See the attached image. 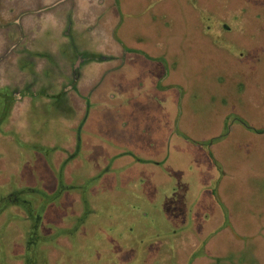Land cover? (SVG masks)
Instances as JSON below:
<instances>
[{
  "label": "rangeland",
  "instance_id": "374dc122",
  "mask_svg": "<svg viewBox=\"0 0 264 264\" xmlns=\"http://www.w3.org/2000/svg\"><path fill=\"white\" fill-rule=\"evenodd\" d=\"M15 44L37 53L20 82ZM73 49L118 60L46 57ZM0 85L7 128L33 142L0 154L18 173L0 180V264H264V0H0ZM215 140L240 165L237 186L214 188L218 218L191 210L217 179L196 146Z\"/></svg>",
  "mask_w": 264,
  "mask_h": 264
},
{
  "label": "crops",
  "instance_id": "0c3cea01",
  "mask_svg": "<svg viewBox=\"0 0 264 264\" xmlns=\"http://www.w3.org/2000/svg\"><path fill=\"white\" fill-rule=\"evenodd\" d=\"M61 1L64 2V1H68V0H61ZM58 52H59V50H57V51L52 50V51H50V53L48 55H46L47 59L51 60L50 65H52V67H55V65L57 66L56 62H61L64 65H66V64L69 65L70 59L78 58L79 56L81 58L84 57V60H83L84 63L89 64V66H87V68L93 64H96V63L110 62V64H111L112 61L118 60V56H116V55H110V57L108 56L106 58V57H104V55L101 52L97 53L96 51H94L96 55H93V53L87 52V51L80 54V52L79 53H77L78 51L76 52V49L75 50L73 49V51H71V55H69V56L66 54L65 55L58 54ZM52 60H54L55 62H53ZM36 61H37V53H36L35 49H31L30 45H24V44L13 45L12 70L14 71V75H13L14 80L16 79L18 82H20L21 77H34V74L36 72V66H35ZM46 63L49 64L48 61H46ZM116 63L117 62H115V64ZM117 65L118 64H116V66ZM80 69H81V67H80ZM78 71H81V70H78ZM219 80H221V83L217 82ZM25 82L26 83H33V82H35V80H26ZM178 82H180V83L182 82L181 78H179ZM214 83L218 84V85H216V87H218L219 91L218 90L215 91V93L213 94L214 96H212V99H215L214 102L219 103L220 104L219 107H221L222 110L224 111L225 109H227V105L229 104L230 99H229V96L227 97V94L225 93L227 89L224 86V84H227V82L223 78L222 73H221V77H216V80H214ZM240 83H242V82H240ZM6 86H9V85H5V87H4V85H0V91L9 90L8 87H6ZM175 90L176 89L173 88V91H175ZM108 97L110 99H113L114 96H113V94H111V95H108ZM220 100H223V101L220 102ZM207 102H208V100L206 101V103ZM208 103H213V102H208ZM220 115L221 114L217 113L214 115V118L218 119L219 118L218 116H220ZM10 116H11V110H9L5 121L0 124V154L3 151L2 149H6L4 151L6 156H12L13 154L16 153V151H17V154L19 155L20 152H18V151H21V153H24L25 151H28V148H31L33 146L32 140L30 139L29 136L24 135L23 131H21L19 129L17 130L16 128L13 127L14 129L17 130L16 132L18 133V135L17 136L12 135V131L10 132V129L7 128V124L9 123ZM219 119H218L219 121H221V120L224 121L222 116H220ZM28 131H29V129H28ZM68 133H71V131ZM71 137L73 139V135ZM211 137H217V134L216 135L213 134ZM213 139L218 140V138H213ZM207 140H201V141H202V143H205V145H207L206 144ZM217 140L214 141L215 143L213 142V144H217V145L212 146L211 151H209L208 148H206V146L203 148H202V146H196L200 149L195 152V155L198 154L201 156V161H202V163L204 162L203 164L205 165V167L212 169L213 172L215 173L213 179H216V178L217 179L212 184V181L210 178L211 173H209V175L207 173H205L207 175L205 178L208 179V182L204 181V183H201V181L199 180V183H198L200 190H203V191L200 193L196 192V193L192 194V196H191V205H192L191 210H193L196 205L206 206V204H207V206H206L207 208H205V210L208 209L209 210L208 212H210L214 218H218L220 216L219 215V212H220L219 208L224 207L223 203H221L220 200H216L218 195L215 194L214 188L216 190L217 189L216 187L219 184L220 185H219L218 189H221V187L234 186L236 184L235 181L237 179V169L238 170L240 169V165H238L237 169H236V165L234 166V168H232L231 167L232 164H228V165L224 164L223 159L225 157L223 158L220 156L221 151H220V145H219V144L224 145V143H223L224 140L220 141L221 143ZM79 144H80V146H82V145H84V142L79 140ZM74 146H75V140L69 141V143L65 145V147L67 149L73 148ZM43 147H45V148L43 149L42 153L47 158V157H49L48 156V148H49V152L52 153L51 145L48 144V145H45ZM30 152H31V150H30ZM32 152H33V154H38L34 150H32ZM16 161H17V156L15 158L14 157L13 158L7 157V159L5 157L0 156V180H2L4 175H8V177H6V179H13L15 177V175L18 174L16 171H14L15 168H13V165L15 164ZM23 163L30 165V161H28V160H24ZM1 164L5 167V169L1 168ZM7 165H9V167H7ZM18 165H21V163ZM221 167L225 168L227 172L226 173L223 172ZM18 168L19 167H16V169H18ZM217 172H218V174H217ZM263 175H264V173H263ZM262 180H264V179H262ZM235 186H237V184ZM231 188H229V189H231ZM205 191H206V193L204 194V197H203L202 193ZM76 192H77V195L80 197V200H81L80 204L82 206L81 207L82 212L80 213V217L85 218V215L87 213V212H85V208L87 207V202L85 201L82 192L80 193L79 190H77ZM4 194H5L4 192L0 193V196L4 195ZM194 196H197V197H195V201L192 202ZM237 196H239V195H237ZM201 197H203V198L200 200ZM212 197H213V199L215 198V200H213ZM212 202H214L215 209L213 208ZM56 203H57V201L53 202L52 204H49L47 208L49 209L50 205L51 206L57 205ZM80 204L78 206H80ZM201 204H203V205H201ZM228 210H229V208H228ZM229 212H230V210H229ZM213 220L214 219H211L210 222L214 223ZM79 225L82 226L84 224L81 222ZM69 228H70V226L67 229H69Z\"/></svg>",
  "mask_w": 264,
  "mask_h": 264
},
{
  "label": "trees",
  "instance_id": "16d2710c",
  "mask_svg": "<svg viewBox=\"0 0 264 264\" xmlns=\"http://www.w3.org/2000/svg\"><path fill=\"white\" fill-rule=\"evenodd\" d=\"M15 98L10 95L8 92L4 91H0V124L2 122L5 121L7 115H8V112L10 110V103L14 100ZM63 191V187H59V190H58V195ZM56 200V199H55ZM55 200H51L52 202L55 201ZM49 201V203L51 202ZM40 218H36V220L38 221ZM33 224H38V223H33ZM37 227V225H36ZM31 263V262H30Z\"/></svg>",
  "mask_w": 264,
  "mask_h": 264
},
{
  "label": "flooded vegetation",
  "instance_id": "af4514ba",
  "mask_svg": "<svg viewBox=\"0 0 264 264\" xmlns=\"http://www.w3.org/2000/svg\"><path fill=\"white\" fill-rule=\"evenodd\" d=\"M22 192H24V191H22Z\"/></svg>",
  "mask_w": 264,
  "mask_h": 264
}]
</instances>
